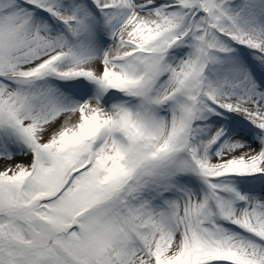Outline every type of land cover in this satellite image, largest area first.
I'll use <instances>...</instances> for the list:
<instances>
[{"label": "snow or ice", "instance_id": "6c2138e0", "mask_svg": "<svg viewBox=\"0 0 264 264\" xmlns=\"http://www.w3.org/2000/svg\"><path fill=\"white\" fill-rule=\"evenodd\" d=\"M0 164V264H264V0H0Z\"/></svg>", "mask_w": 264, "mask_h": 264}, {"label": "rangeland", "instance_id": "374dc122", "mask_svg": "<svg viewBox=\"0 0 264 264\" xmlns=\"http://www.w3.org/2000/svg\"><path fill=\"white\" fill-rule=\"evenodd\" d=\"M29 159H30L29 157H24V156H17L16 157L17 161H20V162H23V163H28ZM0 167H2V164H0Z\"/></svg>", "mask_w": 264, "mask_h": 264}]
</instances>
